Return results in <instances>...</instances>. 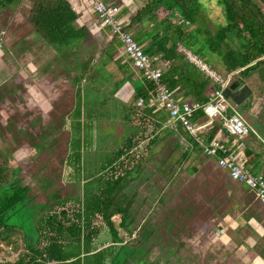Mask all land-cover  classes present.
Returning a JSON list of instances; mask_svg holds the SVG:
<instances>
[{
  "label": "crops",
  "instance_id": "crops-1",
  "mask_svg": "<svg viewBox=\"0 0 264 264\" xmlns=\"http://www.w3.org/2000/svg\"><path fill=\"white\" fill-rule=\"evenodd\" d=\"M104 1L118 6L119 16L124 20H129L136 9L142 6L137 0ZM68 2L77 13L76 24L87 28L88 34L94 40V42L88 41V44L84 43L83 49L90 50L92 45L96 48H104L110 41L111 35L108 33V28L95 24L97 15L91 10L88 0H68ZM21 3L17 9L24 5L23 2ZM29 6L28 1V9ZM6 11H8L6 8L0 7V14ZM17 13L19 14L20 11ZM28 27L31 28L29 24ZM133 28L140 31L141 28H154V26L136 24ZM2 31L4 35L3 46L0 48V129H28L26 132L28 148L34 150L35 158L44 153L43 150L51 151L59 141L63 142L68 147L66 152L65 149L62 151V154H65L63 162L66 164L68 160L76 162L79 159L77 155L82 162L72 166L73 171L70 175L81 177L82 182L86 184L87 180L93 179L92 176H98L97 173L82 175V171L89 169L86 162L92 158V147L100 143L104 134L100 132L99 127L98 132L95 130L97 127L91 126L93 112L85 108L87 101H83L85 89H82V86L89 82V85L92 84L90 91L97 92L96 89H100L103 93H107L103 95L105 98L110 97L118 101L119 110L123 112V115L118 117V126L123 137L122 142L112 148L113 154L126 144L129 136L138 133L139 123L145 120L137 109L134 113L130 110V98L134 90L132 81L124 77L126 75L117 69L113 61L102 66L106 59L98 57L96 51L93 53L90 63L92 67L89 69L87 79L76 80L75 77L80 71L81 57H75V47L73 54L62 56L54 47L35 36L31 29L28 35L22 37H18L14 32H7L5 28H1L0 32ZM148 42L149 39L144 44ZM113 64L116 67L114 70ZM134 74L136 76L134 79L140 78L138 71ZM261 77L264 80V74ZM25 80H28L27 99L22 103L17 100L19 104L11 106L12 94L19 91L17 85ZM241 82L246 83L245 80ZM88 92L89 90L87 94ZM161 111L166 114L165 111ZM19 115L24 116L23 119ZM110 120L108 117L109 122ZM244 120L253 131L242 139V147L238 149L240 158L244 164L250 158L256 160L257 164L249 162L248 165L252 172L262 173L264 141L250 122ZM168 125L176 126L167 120L160 129ZM62 130H67V137L60 136ZM148 139L139 141L134 147L136 156H139V147L142 149V145L149 152L146 146ZM227 139L231 144L232 139ZM37 146H40L39 151ZM246 150L251 151V157H248ZM184 153L185 165L199 168L192 171L185 168L175 172V176L180 173L181 176L186 177V185H174L175 178L172 180L173 183L161 189L159 184L161 173L157 167L153 168V175L156 176L154 182L148 181L151 175L144 174V170L134 171L131 174L132 177L123 187L120 206L122 213L112 216L118 237L122 242H113L114 235L108 233V227L105 225L107 232L105 240L96 242L99 231L93 242L92 252L124 244L133 245L135 240H139L143 242L139 250H142L144 255L150 259L159 258L162 255L160 241L163 231L170 241L168 264H264V205H258L257 194L250 193L252 200L243 198L238 191L234 194L232 189H228L225 185L228 179L224 176L226 174L224 170L201 169L202 164L199 160L204 158L203 153L197 150L190 139L180 134L171 135L154 146L152 160L158 162L162 155L176 158ZM128 155L125 154L120 160L123 162ZM207 161L213 162L214 159H207L204 163ZM104 164L106 162L100 166ZM129 167L131 166L128 164ZM121 172V175L124 174ZM110 173H105L106 177L117 175ZM179 191L184 193V197L177 203ZM163 195V203H169L164 206L165 216H161ZM179 205L184 206L186 214L185 217L178 219L175 210ZM165 225L168 226L167 230L162 229ZM179 258L183 259V262Z\"/></svg>",
  "mask_w": 264,
  "mask_h": 264
},
{
  "label": "trees",
  "instance_id": "trees-1",
  "mask_svg": "<svg viewBox=\"0 0 264 264\" xmlns=\"http://www.w3.org/2000/svg\"><path fill=\"white\" fill-rule=\"evenodd\" d=\"M28 1L30 6L25 17L26 22L30 25L32 32L54 47L60 55L69 56L73 54L72 51L75 47V57H81L79 50H85L83 49L84 43L94 42L88 34L87 28L76 24L78 16L68 0ZM21 2L22 0H0V7L18 6ZM222 4L228 23L219 28H208L205 21L200 23L203 14L202 6L198 0H147L136 9L129 20H124V29L133 35L153 65L161 68V82L173 91L176 97H181L187 101L205 103L213 90L218 87L204 71L187 58L180 47L190 51L212 70H214V66L206 53L217 55L223 65L224 74L238 71L241 78L247 77L254 71H259L261 75L264 74V12L261 8V5L264 6V0H222ZM175 12L178 13L181 21L178 24L173 22ZM120 17L123 19L122 16ZM136 24H153L154 28H141L140 31H136L133 28ZM162 26L164 28H161ZM103 28L106 27L103 26ZM108 33L110 34V32ZM148 39L150 42L144 44ZM93 48L95 50L94 45L90 48L91 52L88 59L80 60V72L76 75V80L87 79L95 52ZM100 50L99 56L106 59L102 66L104 63L106 65L113 61L117 69L126 75L124 77L133 81L135 74L129 69L133 65L122 54L121 43L115 37L111 36L108 44ZM122 57L126 59L124 63L121 62ZM140 78L142 83L134 84L129 105L131 112L134 113L138 110L145 118L142 123H139L140 130L138 133L129 136L126 144L116 150L109 161L101 166L103 174H98L92 180L86 181L87 183L83 185L82 198L75 199L76 202L79 201L80 207L72 213V217L68 216V212L65 210L54 211L53 207L54 205H64L70 198H73V195L70 194L62 199L54 198L55 200L51 205L52 209L38 219L35 228L38 235L37 239L28 238L27 228L25 229L21 222L19 224L16 222L17 217H23L25 207H28V203L33 199L29 193L30 184L25 183L23 177L19 175L21 172L19 167L11 169V175L7 177L6 170L9 158L0 155V242L9 244L10 234L19 229L24 235L27 248L15 258H0V264L169 263L170 241L163 231L160 241L162 255L154 260L139 250L143 245V242L139 240H135L133 245L124 244L92 252L93 242L100 231L93 224L98 217L114 235L113 242H122L121 238L118 237L112 216L122 213L120 206L123 187L128 183L126 181H129L134 171L139 172L144 168L143 160L129 168L128 164L136 155V150L133 151V149L138 142L149 138L144 134L147 127L151 128L152 133L146 145L149 148L150 156H152V148L160 141L171 135L179 136V134L190 139L197 150L203 153L194 138L180 122L174 123L176 126L168 125L160 129L161 125L168 120V115L163 114L161 110H155L154 106L148 107L146 105L141 108L136 106V101L139 98H143L147 104L153 92L152 84L141 76ZM190 119L197 124L208 123L201 131V136L206 140H212L219 134H221L222 140L229 138L222 130L220 120L209 119L200 109L196 110ZM16 131L20 135H26L27 132L24 129H17ZM157 131L162 132L160 134ZM37 147L39 151L40 146ZM125 154H129L126 158L128 164L125 160L123 162L120 160ZM246 154L248 157L252 155L249 150H246ZM203 155L204 158L199 160V163L202 164L201 169L223 170L218 166L214 157L204 153ZM77 157L80 159V156L77 155ZM210 158H213L215 162L207 161L204 163ZM79 159L76 162L68 160L67 165L72 167L74 164H81ZM148 159L146 161H151V158ZM185 161V153L176 158L162 155L158 162L154 161L155 167L160 169L161 189L173 183L172 180L175 178L174 185L187 184L184 182L186 177L184 175L179 176V173L175 176V172L185 168H189L191 171L199 168L196 166L187 167ZM249 162L257 164V161L250 158L244 164L252 172L248 165ZM123 167L124 174L121 175L120 172ZM105 173H117V175L106 177ZM253 173L264 178V171ZM224 176L229 179L225 182L228 189H232L234 194L241 191L246 199L252 200L250 194H247L254 192L253 189L231 179L227 172ZM89 183H93L92 188H90ZM45 187L47 186L40 185L41 189ZM124 197L127 198L126 194ZM163 201L164 195L161 198L162 203ZM257 203L263 205L258 197ZM175 212L178 214L176 216L178 219L185 217L186 212L183 205H179ZM162 227H164L162 229H168L167 225ZM39 243L41 244L38 245ZM181 260L183 262V259Z\"/></svg>",
  "mask_w": 264,
  "mask_h": 264
},
{
  "label": "rangeland",
  "instance_id": "rangeland-1",
  "mask_svg": "<svg viewBox=\"0 0 264 264\" xmlns=\"http://www.w3.org/2000/svg\"><path fill=\"white\" fill-rule=\"evenodd\" d=\"M137 1L139 5L140 3L143 5L147 0ZM22 2L24 3V5H21L18 9V6L14 7L13 5V7L10 6L6 8L8 11L0 14V29L5 28L7 32H14V34H16L18 37L28 35V31L31 29L28 27V23L26 22L25 18L28 11V0H23ZM198 2L202 6L203 14L200 23L205 21V25L208 28H219L227 25L228 22L222 0H198ZM261 8L264 12L263 5H261ZM18 11H20L19 14L17 13ZM174 16L175 17L173 22H176L177 24L180 23L181 21L177 12H175ZM95 21V24H98L99 27L102 26L98 17ZM161 28L164 27L162 26ZM35 36L37 35L35 34ZM39 39L41 40V38ZM94 51L97 52L99 57V53L101 51L100 48L95 47ZM89 53V49L79 50L81 61L87 58L90 55ZM206 56L213 64L214 70L217 73L221 74V76L227 80L228 84L233 80H245L248 86L252 88L251 89L249 87L251 90H253V92L241 104L236 105L232 103L231 100H229V102L233 105L235 111L238 114H240L244 119L250 122V124L257 130V133L264 141V80L261 77L260 72H251L245 78H241L238 71L232 72L230 75H226L224 74L225 72L223 65L217 55L206 53ZM125 60L126 59L122 57L121 62L124 63ZM112 68L113 70L116 68L114 64L112 65ZM129 69H131L132 72L135 73L137 71L133 66H130ZM27 83L28 80H25V82L21 81L20 85H17L19 91H16V94H12L11 106L18 105L19 103L17 102V100L21 103L25 102L28 97ZM87 83L88 84H83L82 86V89H85L83 90V101H87V105L85 106V108L87 110L91 109L93 112L90 120L91 126L97 127L95 129L96 131H98L99 127L100 132L104 134V137H102L100 143L97 146L92 147V158H90V160L86 162V165H88L87 167H89V169H86L85 171L83 170L82 175L96 173L98 175L103 174V172L100 170V165L109 161V159L112 157V148L116 144L122 142L123 136L122 133H120L121 130L118 126V117H120V115H123V112L119 110L118 101H114L110 97L105 98L103 95H106L107 93H103V91L100 89H96L98 90L97 92L90 91V89H92L90 88L92 84L89 85V82ZM141 83L142 81L140 78L134 79L132 81L133 85H138ZM87 90H89L88 94ZM20 116L21 115H19V117ZM23 117L24 116H21L22 119ZM108 117H110L111 119L110 122L108 121ZM26 131L28 132V129H26ZM66 131L67 130L60 131V136H63L64 138L67 137ZM157 132L161 134L162 131ZM144 134L145 136L147 135L149 138H151V128L147 127V130ZM27 142L28 137L24 134L20 135L14 129H0V155L9 158L7 163L6 176L9 177L11 175V169L17 167L21 168V172L19 175L23 177L25 183L28 182L30 184L29 193L33 198L28 203V207H25L23 217H17L16 222L18 224L21 222L23 227H25V229L27 228L28 238L37 239L38 235L35 231V228L38 219L40 216H42L43 214H47V212L52 209L51 205L55 200L54 198L62 199L70 194L73 195V198H70V200L64 205H54L53 207L54 211L60 212L61 210H65L66 212H68V216L72 217V213L80 207L79 201L76 202L75 199L78 200L82 198L84 183L82 182L81 177L70 175L72 174L73 167L68 166L66 162H63L65 154H62V151H64L65 149L66 152L68 148L66 144H64L63 142L60 143L59 141L51 151L45 149L43 150L44 153H41L37 158H35V152L32 148H28ZM97 142H99V140ZM140 148L141 147H139V156L135 155L134 158L130 160L129 166H134L137 164V162L143 160V173H150L151 176L148 178V181L154 182V179L156 180V176L153 175V168H155V165L153 164L154 161H152V156H150L149 152H147L145 146L142 145V149ZM56 158L60 160H57ZM148 158H151V161H146L149 160ZM124 160L127 159L124 158ZM126 163L128 162L126 161ZM123 169L124 167L121 170ZM179 176H181L180 173ZM92 177L94 178L95 176ZM226 179H228L227 176ZM159 184L161 185V180ZM40 185H46L47 187L41 189ZM89 186L90 188H92L93 183H89ZM238 192L241 194V196H243V198H246V196L241 191ZM249 194L250 193H248L247 195ZM177 197L178 200H176V202L178 203L179 200L184 197V193L179 191L177 193ZM166 204L169 203L166 202L162 204L161 216H165L166 209L164 208V206ZM94 221V226L100 229V234L98 235V239L96 242H104L105 236L107 235L106 226L99 217ZM109 232L110 231H108V233ZM110 234L112 233L110 232ZM40 244L41 243H39L38 245ZM26 249L27 248L24 235L21 230L17 229L10 234L9 244L0 242V258H15L19 254H22ZM87 258L90 259V257ZM154 259L151 258V260Z\"/></svg>",
  "mask_w": 264,
  "mask_h": 264
},
{
  "label": "built area",
  "instance_id": "built-area-1",
  "mask_svg": "<svg viewBox=\"0 0 264 264\" xmlns=\"http://www.w3.org/2000/svg\"><path fill=\"white\" fill-rule=\"evenodd\" d=\"M91 10L101 20L102 25L108 28L110 35L115 37L122 46V54L132 63L139 76L152 84L153 92L147 104L143 98L136 101L137 107L154 106L155 110H163L168 115L170 123L180 122L186 131L194 138L202 152L214 157L218 166L225 170L229 177L254 190L259 201L264 205V178L254 174L244 166L240 158L242 139L252 132L250 125L235 111L229 98H225L222 90L228 85L227 80L219 73L209 68L198 57L184 47H180L187 58L195 63L206 75H208L218 87L213 90L205 103L187 101L176 97L165 84L161 82L162 70L153 65L149 56L144 53L142 47L134 39L133 35L124 29V19L119 16L120 8L110 5L104 0H88ZM4 31L0 32V48L3 46ZM227 73L226 75H230ZM202 110L209 119H219L224 133L232 139L222 140L221 134L212 140H206L201 136V131L206 124H197L191 121V116L196 110Z\"/></svg>",
  "mask_w": 264,
  "mask_h": 264
},
{
  "label": "water",
  "instance_id": "water-1",
  "mask_svg": "<svg viewBox=\"0 0 264 264\" xmlns=\"http://www.w3.org/2000/svg\"><path fill=\"white\" fill-rule=\"evenodd\" d=\"M251 93L252 90L249 86L240 80H233L222 90L223 96L229 98L236 105L241 104Z\"/></svg>",
  "mask_w": 264,
  "mask_h": 264
}]
</instances>
